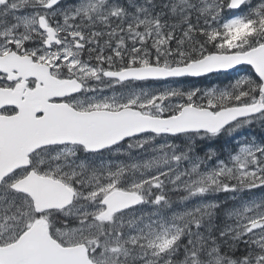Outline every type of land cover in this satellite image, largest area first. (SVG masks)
<instances>
[{
    "label": "snow or ice",
    "instance_id": "1",
    "mask_svg": "<svg viewBox=\"0 0 264 264\" xmlns=\"http://www.w3.org/2000/svg\"><path fill=\"white\" fill-rule=\"evenodd\" d=\"M0 264H264V0H0Z\"/></svg>",
    "mask_w": 264,
    "mask_h": 264
}]
</instances>
